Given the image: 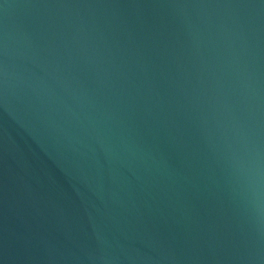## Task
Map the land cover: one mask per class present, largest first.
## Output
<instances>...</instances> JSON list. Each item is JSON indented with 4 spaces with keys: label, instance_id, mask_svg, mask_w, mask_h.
I'll use <instances>...</instances> for the list:
<instances>
[{
    "label": "water",
    "instance_id": "obj_1",
    "mask_svg": "<svg viewBox=\"0 0 264 264\" xmlns=\"http://www.w3.org/2000/svg\"><path fill=\"white\" fill-rule=\"evenodd\" d=\"M0 264H264V0H0Z\"/></svg>",
    "mask_w": 264,
    "mask_h": 264
}]
</instances>
